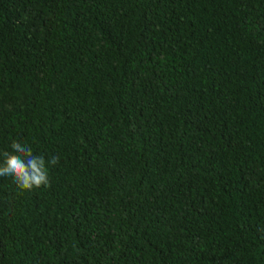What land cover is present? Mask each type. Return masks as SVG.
Instances as JSON below:
<instances>
[{"label":"trees","instance_id":"1","mask_svg":"<svg viewBox=\"0 0 264 264\" xmlns=\"http://www.w3.org/2000/svg\"><path fill=\"white\" fill-rule=\"evenodd\" d=\"M13 141L0 264H264V0H0Z\"/></svg>","mask_w":264,"mask_h":264},{"label":"clouds","instance_id":"2","mask_svg":"<svg viewBox=\"0 0 264 264\" xmlns=\"http://www.w3.org/2000/svg\"><path fill=\"white\" fill-rule=\"evenodd\" d=\"M0 177H7L23 191L31 192L35 189L50 185V167L59 163V156L45 159L36 155L31 146L13 141L10 151L0 153Z\"/></svg>","mask_w":264,"mask_h":264}]
</instances>
